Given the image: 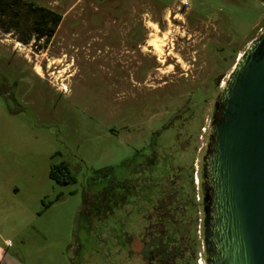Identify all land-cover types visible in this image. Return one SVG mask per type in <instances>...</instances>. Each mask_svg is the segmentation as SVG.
<instances>
[{
  "label": "rangeland",
  "instance_id": "1",
  "mask_svg": "<svg viewBox=\"0 0 264 264\" xmlns=\"http://www.w3.org/2000/svg\"><path fill=\"white\" fill-rule=\"evenodd\" d=\"M47 1H56L59 15L76 2ZM119 3L129 5L128 25L141 19L152 28L148 43L165 39L163 55L147 46L128 47L121 64V47L109 39L121 31ZM168 12L180 20L160 35L155 13ZM21 13L17 28L12 19H0L7 22L0 25V74L18 96V103L7 102L9 111L0 100L1 249L21 264H152L143 256L144 242L167 240L154 233L156 221L166 216L165 230L177 227L178 242L193 244L179 260L193 248L196 264H204L195 177L200 180L218 91L237 57L264 30V1L84 0L43 41L31 34L24 7ZM22 39H28L25 45ZM167 51L176 58L169 55L171 67L161 66ZM35 64L43 68V78L34 73ZM180 111L186 124L174 116ZM155 132L159 165L136 175L130 160L141 161L135 156L149 147ZM188 136L193 140L183 153L177 139ZM190 161L197 172L192 207L176 169ZM62 163L75 182L49 179V170ZM99 171L132 181L122 204L105 219L107 200L96 194L103 183L94 181ZM84 193L90 199L87 214L80 213Z\"/></svg>",
  "mask_w": 264,
  "mask_h": 264
},
{
  "label": "water",
  "instance_id": "2",
  "mask_svg": "<svg viewBox=\"0 0 264 264\" xmlns=\"http://www.w3.org/2000/svg\"><path fill=\"white\" fill-rule=\"evenodd\" d=\"M208 136L200 172L204 264H264V30L216 96Z\"/></svg>",
  "mask_w": 264,
  "mask_h": 264
},
{
  "label": "trees",
  "instance_id": "3",
  "mask_svg": "<svg viewBox=\"0 0 264 264\" xmlns=\"http://www.w3.org/2000/svg\"><path fill=\"white\" fill-rule=\"evenodd\" d=\"M23 7L25 8V14L23 15V17L28 18V20L31 22V34L34 36V38H37L38 40L43 37L46 40L50 39L57 29L59 21L61 20V15L45 7L35 5L26 0H0V19L4 17L12 19L11 22L13 27L17 28L22 18L21 8ZM0 25H7V22L5 20H0ZM6 29H10V27H6ZM20 41L25 45L28 39H22ZM122 166H125V163L122 164ZM134 168L135 169H133L132 173H135L136 175L139 174L140 170L137 169L138 167L135 166ZM48 177L50 180L59 185H66L75 182V178L71 175V173H69L68 168L64 163L59 166L52 167L49 170ZM137 180L138 178L135 179V181ZM131 182L132 181L128 179L123 181H116L111 177L102 178L101 183H103V186L98 190V193L96 194H102L105 201L107 200V204L105 205V212L108 214L105 213L104 219L107 217V215L112 214L114 208H117L120 204H122L121 196L123 195V193H128L131 188ZM198 184H200V187H202L203 184L201 182V179L198 181ZM200 191L202 200L203 190L201 189ZM189 196L190 201L188 203L189 205L187 206L192 207L194 201L191 197V194H189ZM89 200V197L87 198V195L84 193L82 196V208L80 213H91L87 211ZM93 215L97 216V214L94 213ZM159 216H161V214ZM165 218L166 216H163V219L159 217V222L156 221L157 228L155 227L156 230H154V233L157 237H166L167 240H164L163 242H160V240H157L155 242H153L152 240L151 242H144V245L147 248L144 252L147 261H150V263L152 264H187V259L190 258L189 264H196L197 251H193V248L186 252L185 260L183 262L179 260L181 255H183L184 249H187L189 247L191 248L193 244L189 243L186 246L185 244L182 245L181 242H178L179 232L181 231L177 227L166 231L162 225ZM200 229L202 232L201 227ZM149 234V231H147V236ZM125 244L127 245L128 242H125Z\"/></svg>",
  "mask_w": 264,
  "mask_h": 264
},
{
  "label": "flooded vegetation",
  "instance_id": "4",
  "mask_svg": "<svg viewBox=\"0 0 264 264\" xmlns=\"http://www.w3.org/2000/svg\"><path fill=\"white\" fill-rule=\"evenodd\" d=\"M117 7H118L117 9H119V18L118 19H119V25H120L121 31L117 32L116 37L113 36V37H110L109 39L113 40V41H115V39H116L117 45H119L121 47L120 53L122 54V57H123L121 64L124 66L126 62L124 61L125 58L123 55L128 53V52H126L128 47L133 51L135 49H140L139 51H141V49L144 48L145 46L149 47L148 46V40L146 38L149 36H152V34L148 33V29L150 28V30H152V28L149 27L148 24L146 22L142 21L141 19H139V20L134 19V21L129 22V25H128L127 13L130 9V8H128L129 5L128 4L127 5H121L119 3L117 5ZM177 12H179V11H177ZM176 15L175 14L173 15L172 12H170V13L168 12V13H166V15L165 14L161 15L159 13H155V18H158V20H157V23H154V24L156 25V27L158 29L157 32L160 35H162L163 34L162 32H164V31H161V29L165 28L166 26L173 27L174 26L173 22L180 20V19L177 20L175 18ZM77 21L83 22L82 20H79V19H77ZM61 22H62V17H61V20L59 21V24ZM57 28H58V26H57ZM43 39L46 40L44 37L41 38L42 41H43ZM171 46H172V44H171ZM149 48H152V47H149ZM171 50H173V47H171ZM148 51L151 53H154L151 50H148ZM163 52L165 53L164 50H163ZM166 54H167L166 55L167 59L161 63V66L171 67V65H169V59H170L169 55H172V53H169L167 51ZM153 55H156V54L154 53ZM172 57L175 58L173 55H172ZM176 63L178 64L179 62L176 60ZM48 67H50V66H48ZM151 67H152V64L149 65L148 67L146 66L145 68L150 69ZM41 69L43 70L42 67H41ZM42 70H41V72H42ZM33 71H34V68H33ZM0 75H1L0 76V81H1L0 82V100H1V102H3V104H6L5 107L9 111L7 102L9 101V102L18 103V100H17L18 96L14 95L15 93L13 92V90H11L9 85L6 84L7 78H5L2 74H0ZM42 76H43V72H42ZM42 76H39V77H42ZM40 81L43 82L42 80H40ZM1 84H4V85H1ZM16 84L17 83H15V85ZM182 114H183V112L180 111L178 114H176L174 116H175V118L179 119L181 122L186 124L187 123V121L185 120L186 118L183 117V119H180L182 117ZM190 119H193V120L195 119V113H192V115L190 116ZM162 129H164V127ZM200 129L201 128H200V124H199L198 127L196 128L195 132H194L195 138H197L198 131H200ZM158 135H159L158 132L153 133L154 138L150 142L149 147L136 154L135 157L139 156L142 158L139 163H133L135 158H134V160L133 159L130 160V164H135V166L138 167L137 169L140 170L141 172H145L147 169H150V171L153 172L155 170V168L159 165L158 164V156H157L158 153L156 151V146H155L156 142L154 141L155 137ZM188 137L190 140L188 138H184L183 141H181L180 138L177 139L178 140L177 149H182L181 151L183 153H185L186 150L189 149L190 144H191V140H193V136H188ZM193 143H194V141H193ZM67 168H68V166H67ZM176 169H177V181H179V184H181V186H180L181 189L185 190V192L187 191L188 194L192 195L190 190L192 191L194 188L193 179H194V175H197V172L194 174L192 161H190V163L188 164L187 167H181V165H178L176 167ZM68 171H69V168H68ZM101 172L102 171L96 172L97 174L94 172V175H95L94 181L95 182H101L102 178H104L105 175H101ZM105 178H107V176H105ZM195 179L197 180V176L195 177ZM201 189H202V187H200V190ZM88 197L89 196L87 195V198ZM126 242H128V244L126 246L129 245V247H130L131 241H126ZM144 252H143V256H145Z\"/></svg>",
  "mask_w": 264,
  "mask_h": 264
},
{
  "label": "crops",
  "instance_id": "5",
  "mask_svg": "<svg viewBox=\"0 0 264 264\" xmlns=\"http://www.w3.org/2000/svg\"><path fill=\"white\" fill-rule=\"evenodd\" d=\"M26 1H29L35 5H38V6H42V7H45L51 11L54 12V7H56L57 3L56 1H52V3L50 1H47V0H26ZM76 2L71 6L72 8L75 7L77 5V3L79 2H82L84 0H75ZM75 5V6H74ZM92 5V4H90ZM71 7H69L67 9V11H65L63 14H61V17L63 18V16H66L67 13L71 10ZM0 244H5V242L1 243ZM1 245H0V264H21L17 259H15L14 257L12 256H9L7 253H5L2 249H1Z\"/></svg>",
  "mask_w": 264,
  "mask_h": 264
},
{
  "label": "bare ground",
  "instance_id": "6",
  "mask_svg": "<svg viewBox=\"0 0 264 264\" xmlns=\"http://www.w3.org/2000/svg\"><path fill=\"white\" fill-rule=\"evenodd\" d=\"M154 25V24H153ZM154 29H156V28H154ZM157 30V29H156ZM165 35V34H164ZM165 40V39H164ZM164 40L162 39V40H158V39H155V40H152V41H149V43H148V46L149 47H152L153 48V51H155L156 53H158V54H162L163 52H162V47L164 46L163 45V42H164ZM167 40V39H166ZM36 65V64H35ZM34 72H35V74L37 75V76H42V72H41V67L39 66V65H36L35 67H34ZM63 89H65L64 87H63ZM64 91V90H63Z\"/></svg>",
  "mask_w": 264,
  "mask_h": 264
}]
</instances>
